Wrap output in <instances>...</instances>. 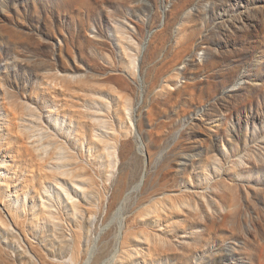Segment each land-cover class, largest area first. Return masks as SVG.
<instances>
[{
  "label": "rangeland",
  "instance_id": "obj_1",
  "mask_svg": "<svg viewBox=\"0 0 264 264\" xmlns=\"http://www.w3.org/2000/svg\"><path fill=\"white\" fill-rule=\"evenodd\" d=\"M0 264H264V0H0Z\"/></svg>",
  "mask_w": 264,
  "mask_h": 264
}]
</instances>
